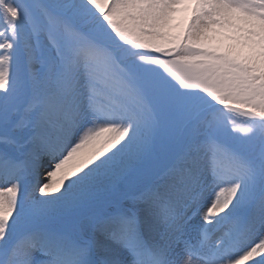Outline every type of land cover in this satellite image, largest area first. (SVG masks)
Here are the masks:
<instances>
[{"label":"bare ground","instance_id":"1","mask_svg":"<svg viewBox=\"0 0 264 264\" xmlns=\"http://www.w3.org/2000/svg\"><path fill=\"white\" fill-rule=\"evenodd\" d=\"M231 3L241 12L226 7ZM50 4L60 10L59 20L68 23L74 18L78 24L91 22L99 15L100 8L119 9L128 20L133 17V11L142 17L149 12L151 33L145 36L154 45L158 40L164 43L166 39L177 41L185 34L189 37L187 24H175L168 11L180 5L181 10L188 9L190 4L198 5L220 17L223 29L231 31L235 38H246L264 46V0H51ZM193 20L194 15L188 23ZM4 21L0 6V121L8 115L15 119L8 136L0 134V264H76L80 259L76 254L86 247L62 243L59 239L65 232L63 218L74 215L81 208L80 203L84 204L83 217L78 223L83 234L95 240L98 258L104 255L113 264L142 263L134 254L140 247L135 232L123 235L125 229L120 228L118 233L117 228L132 222L144 228L147 237L161 236L155 226L157 219L174 208L175 202L185 200L183 209L191 213L175 216L177 224L192 218L194 221L186 228L195 230L201 204L190 201L187 193L177 195L179 200L164 197L160 206L152 204L154 198L146 197L138 206L133 201L136 198L133 192L106 203L114 207V212L121 208L116 218L98 221L95 211L100 205L98 201L117 190L119 179L132 171L146 144L150 117L143 97L132 82L133 70L130 65L113 66L96 48L73 52L66 66L50 64L44 69L33 64L39 57L35 51L22 53L13 50L11 39L5 41L11 32ZM178 63L174 58L169 64ZM201 171L195 169L188 178L193 187H207L198 177ZM230 197L232 205L242 203L241 193L234 192ZM207 205L209 212H204L200 220L201 233L198 229L199 235L188 243L183 239L174 242L168 250L170 256L175 260L180 258L181 250L191 256L204 254L202 262L186 257L180 264H211L216 251L222 254L231 248L233 252L227 264H264V237L257 244L258 253L253 255L250 250L254 237H261L253 224L264 216V199H258L252 210H246L249 221L239 235H230L229 242L222 240L213 249L205 245V235L210 238L222 229L207 223L206 218L214 215V199ZM226 217L228 220L230 216ZM242 220V217L236 220L237 224ZM111 224L114 229L109 230ZM209 231L213 232L206 234ZM34 238L41 239L34 242ZM157 242L154 247L160 253L164 249L163 241Z\"/></svg>","mask_w":264,"mask_h":264},{"label":"rangeland","instance_id":"2","mask_svg":"<svg viewBox=\"0 0 264 264\" xmlns=\"http://www.w3.org/2000/svg\"><path fill=\"white\" fill-rule=\"evenodd\" d=\"M50 1L0 0L6 20L3 23L11 32L5 41L14 42L13 50L35 51L39 57L33 64L44 69L50 64L66 66L70 54L93 48L101 50L113 66L130 65L132 82L143 97L150 117L142 154L135 157L132 171L119 179L117 190L98 201L100 205L95 210L98 221L109 222L116 218L121 208L114 212V207L106 203L129 194L135 193L133 201L138 206L146 197L154 198L152 204L160 206V199L164 197L179 200L177 195L187 193L190 201L201 204L195 230L186 228L194 221L192 218L189 222L185 218L179 224L175 221L179 214L191 215L183 209L185 200L175 202L170 212L156 218L155 226L161 236L147 237L145 229L132 222L117 230L125 229L123 235L135 232V239L140 242L135 253L142 264H180L186 257L202 262L204 254L191 256L181 250V257L175 260L168 250L180 239L188 243L199 235V230L201 233L200 220L204 212H209L210 200L214 199V215L206 221L222 231L210 238L205 235L206 246L219 240L229 242L230 235H239L249 221L246 210H252L258 199H264V46L246 38H235L231 31L223 29L220 17L198 5L190 4L188 9L181 10L178 4L175 5L178 9L168 11V17L175 24H187L189 37L185 34L177 41L166 39L164 43L158 40L154 45L145 36L151 29L147 20L149 12L142 17L141 13L133 11V17L128 20L119 9L100 8L99 15L87 24H78L74 18V22L67 23L59 20L60 10L52 7ZM226 7L241 12L234 8V3ZM193 15V22L188 23ZM174 58L178 65L169 64ZM9 116L0 121L1 135L8 136L15 125L14 117ZM195 169L203 170L198 177L207 187L189 184L188 178ZM177 185L181 188L176 190ZM145 190L147 193L143 195ZM234 192L241 193V204L232 205L230 195ZM197 197L199 200H193ZM80 204L82 208L84 204ZM81 208L63 218L65 232L59 240L86 247L76 254L80 257L76 264H113L102 254L98 258L95 240L83 234L78 223L83 217ZM157 208L153 210L155 213ZM133 212L135 217L134 209ZM226 216H230L228 220ZM241 217L240 225L236 220ZM113 225L109 230L114 229ZM253 225L261 233L259 239L254 237L250 242L254 255L264 237V216ZM38 239L41 238L33 241ZM158 239L163 241L164 249L160 253L154 247ZM227 252L225 250L211 264H227L231 260ZM155 253L158 258L152 260Z\"/></svg>","mask_w":264,"mask_h":264}]
</instances>
